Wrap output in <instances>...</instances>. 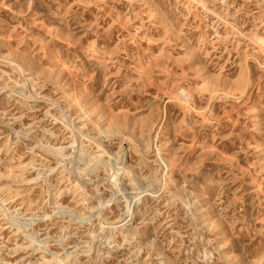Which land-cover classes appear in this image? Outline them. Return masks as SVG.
I'll return each instance as SVG.
<instances>
[{"label": "rangeland", "instance_id": "rangeland-1", "mask_svg": "<svg viewBox=\"0 0 264 264\" xmlns=\"http://www.w3.org/2000/svg\"><path fill=\"white\" fill-rule=\"evenodd\" d=\"M0 264H264V0H0Z\"/></svg>", "mask_w": 264, "mask_h": 264}, {"label": "bare ground", "instance_id": "bare-ground-1", "mask_svg": "<svg viewBox=\"0 0 264 264\" xmlns=\"http://www.w3.org/2000/svg\"><path fill=\"white\" fill-rule=\"evenodd\" d=\"M255 86V85H254Z\"/></svg>", "mask_w": 264, "mask_h": 264}]
</instances>
